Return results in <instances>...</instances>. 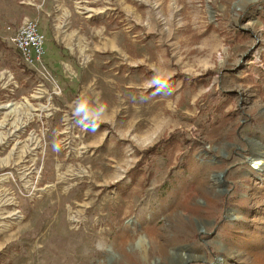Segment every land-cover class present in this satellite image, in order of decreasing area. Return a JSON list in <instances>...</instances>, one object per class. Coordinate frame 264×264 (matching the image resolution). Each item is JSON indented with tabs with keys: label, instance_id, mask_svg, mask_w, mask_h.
Returning a JSON list of instances; mask_svg holds the SVG:
<instances>
[{
	"label": "rangeland",
	"instance_id": "1",
	"mask_svg": "<svg viewBox=\"0 0 264 264\" xmlns=\"http://www.w3.org/2000/svg\"><path fill=\"white\" fill-rule=\"evenodd\" d=\"M22 1L0 0V264H264V0ZM25 16L47 76L10 41Z\"/></svg>",
	"mask_w": 264,
	"mask_h": 264
},
{
	"label": "built area",
	"instance_id": "2",
	"mask_svg": "<svg viewBox=\"0 0 264 264\" xmlns=\"http://www.w3.org/2000/svg\"><path fill=\"white\" fill-rule=\"evenodd\" d=\"M10 41L20 52L22 60L27 67L36 69L44 76L48 75L45 48L46 37L41 32L36 19L24 18L14 36L10 37ZM45 78L48 79L49 77Z\"/></svg>",
	"mask_w": 264,
	"mask_h": 264
},
{
	"label": "crops",
	"instance_id": "3",
	"mask_svg": "<svg viewBox=\"0 0 264 264\" xmlns=\"http://www.w3.org/2000/svg\"><path fill=\"white\" fill-rule=\"evenodd\" d=\"M19 4L20 5H23V7H24V5H27L26 3H24L22 0H19ZM33 5V4H32ZM26 17H29V16H25L24 18H26ZM24 18H23V20H24ZM22 20V21H23ZM22 23V22H21ZM21 25V24H20ZM19 25V26H20ZM54 44H55V46H56V48L59 50L60 49V47H59V45H57L55 42H54ZM45 48L47 49V57L50 59V58H52L53 59V57L54 58H56V55H55V53L54 52H52L53 50H51L52 48L49 46V44H47V46H45ZM52 59H50V60H52Z\"/></svg>",
	"mask_w": 264,
	"mask_h": 264
},
{
	"label": "bare ground",
	"instance_id": "4",
	"mask_svg": "<svg viewBox=\"0 0 264 264\" xmlns=\"http://www.w3.org/2000/svg\"><path fill=\"white\" fill-rule=\"evenodd\" d=\"M256 162L254 163V165H255V168L256 169H259V170H261V169H264V158H255L254 159ZM67 224H68V222H67ZM87 226V225H86ZM64 227V226H63ZM85 227V226H84ZM87 228H89V227H87ZM88 230V229H87ZM77 231V230H76ZM78 231H79V229H78ZM85 231V230H84ZM77 233V232H76ZM73 236V235H72ZM80 237H83V236H80ZM76 239V238H75ZM89 257V256H88ZM87 258V257H86Z\"/></svg>",
	"mask_w": 264,
	"mask_h": 264
},
{
	"label": "clouds",
	"instance_id": "5",
	"mask_svg": "<svg viewBox=\"0 0 264 264\" xmlns=\"http://www.w3.org/2000/svg\"><path fill=\"white\" fill-rule=\"evenodd\" d=\"M81 111H83V109H81ZM87 118H88V115H87V113H85V119H87Z\"/></svg>",
	"mask_w": 264,
	"mask_h": 264
},
{
	"label": "trees",
	"instance_id": "6",
	"mask_svg": "<svg viewBox=\"0 0 264 264\" xmlns=\"http://www.w3.org/2000/svg\"><path fill=\"white\" fill-rule=\"evenodd\" d=\"M101 127H106L105 124L101 125ZM148 160H150V156H148Z\"/></svg>",
	"mask_w": 264,
	"mask_h": 264
}]
</instances>
